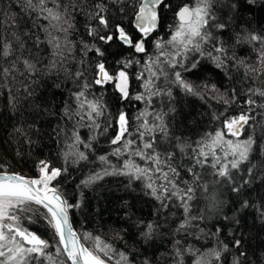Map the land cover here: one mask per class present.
<instances>
[{"label": "snow or ice", "instance_id": "1", "mask_svg": "<svg viewBox=\"0 0 264 264\" xmlns=\"http://www.w3.org/2000/svg\"><path fill=\"white\" fill-rule=\"evenodd\" d=\"M14 2L20 6L21 14L28 15L31 24L23 20L17 23V14L6 15L0 10V76L5 78L11 76L15 69L18 57H13L19 48L24 47L23 36L32 38L36 47L45 42L52 46L54 60L49 62V71L55 69L58 62L62 64L67 59L64 52L73 51L68 35L75 26L74 14L83 11L86 17L85 32L89 42L81 41L77 49L81 54L83 70H78L74 78L79 82L88 70L91 71L92 78L91 81L80 84L78 90L72 93L77 102L75 109L66 103L63 110L65 119H76L70 134L72 143L65 153V162L69 157L73 164L87 160L86 152L80 148L91 150L92 142L96 140L95 135L88 141L81 140L76 126L82 121L90 130L101 129L102 134H107L109 128L115 127V135L109 141L110 145L115 146L112 155L126 158L121 168H112L111 172L108 168L101 172L93 171L78 187H90L103 176L113 174L128 176V187L131 186L132 179L146 180V194L159 201L157 212L171 207L182 210L180 223L174 230L176 233H198L200 236L215 237L217 241L216 247L200 253L191 248L184 249L181 241L175 240L173 264H183L185 251L195 252L194 264H251L244 250L242 230L247 224L245 213L251 210L254 217L264 223V196L260 197L259 202L252 199L250 186L257 179L254 165L246 168L248 179L244 176L237 177L235 173L240 170L241 165L250 161L254 145L257 144L252 135H248L246 139L239 137L245 126H254L256 107L264 108V103L258 105L257 101V98H264V87L247 88L242 101L247 107L241 108L237 115L225 118L222 130L206 134L194 142V147L182 142L175 143V151H168L166 148L164 151L159 150L164 148V144L158 143V140L169 139V128L165 121L167 113L155 109L151 113L141 110L133 118L122 105L133 100L151 105L154 98L161 96L172 101L175 88L201 99L205 93L211 92L212 98L225 105L227 111L228 105L237 103L236 89L220 93L216 84H197L194 80L187 79V76H197L201 70V60L196 59V56L208 59L214 65V70H223L225 73L231 62L237 69L243 67L246 76L264 74V28H251L252 19L245 18L242 11L253 12L257 5L264 6V0H194L193 4L182 5L174 4L173 0H132L130 14L125 11L127 0H112L113 8L120 4L116 14L109 11V0H69L67 4L64 0ZM49 3L52 4L51 7L48 6ZM216 5L222 11L227 10L223 12V17L215 15L213 9ZM168 13H173L174 23H166ZM41 19L47 21V24H41ZM235 20L241 22L238 24L240 32L236 33L235 40L252 47L256 54V65H249L244 59L234 55L229 56L224 42L211 31L215 29L224 32ZM23 28H28V31L22 36L19 33ZM161 28L167 29L165 35L168 39L157 35ZM49 29L64 35L63 45L57 37L52 36ZM39 33L44 34L43 40ZM229 38L232 39L231 36ZM89 54H92L91 62L86 59ZM56 57L59 59H55ZM109 57H115L112 65L108 63ZM5 63L9 66L4 67ZM23 63L27 71H39L28 60ZM85 64L87 68L83 67ZM136 65L141 66V71L134 78L141 81L142 91L133 95L130 91L132 77L129 70ZM93 84L101 87L108 84L114 86L115 108L112 113H109L107 104L102 102V97L88 98ZM168 111L174 112L175 109L170 107ZM109 115L114 123L108 121ZM102 116L105 117L103 128L97 122ZM134 121L138 122L135 134ZM16 131L23 134L20 128ZM156 133H159V137ZM226 136L237 139H227ZM261 151H264V145L261 146ZM185 156L187 165L184 163ZM135 158H139L142 163H137ZM98 159L104 163L108 157L101 155ZM205 166L212 169V185H225L235 194L231 202L219 199L210 191V184L205 182L204 174L197 170ZM36 168L37 176L26 178L19 173L9 172L0 163V264H108L113 256H118L115 264H135L134 257L129 258L126 252H116L111 245L103 243L100 237L84 234L82 242L74 231L69 211L80 207V204L69 203L53 183L67 172L66 167H54L51 162L40 160ZM181 171L190 179H183ZM259 179L264 185V176ZM198 191L206 195L210 202V210L206 209L208 215H193L192 202ZM209 216H214V231L201 227ZM25 220L31 225L43 222L46 231H50V237L42 238L36 231L24 227ZM166 223L167 218L164 223L156 219L136 221L139 231L135 235L145 249L155 244V238L161 233V229L168 230ZM225 229L233 236L228 243L219 239ZM89 240L93 241L92 248L86 246ZM53 247L55 253L50 251ZM101 254L104 258H101ZM61 256L65 258L64 261L59 259ZM143 264L152 262L146 256Z\"/></svg>", "mask_w": 264, "mask_h": 264}, {"label": "trees", "instance_id": "2", "mask_svg": "<svg viewBox=\"0 0 264 264\" xmlns=\"http://www.w3.org/2000/svg\"><path fill=\"white\" fill-rule=\"evenodd\" d=\"M68 2L69 0H64V3ZM131 3L132 0H127L125 5V11L129 14L131 13ZM173 3L193 4L194 0H173ZM111 5L112 0H109V11L116 14L120 4H117L115 8ZM48 6L51 7L52 4L49 3ZM0 10L6 15L17 14V23L23 20L31 24L28 15L21 14V8L14 0H0ZM213 11L217 17H223V12L227 10L222 11L220 6L216 5ZM242 11H244L245 18L252 19L251 28L257 30L264 28V6L257 5L253 12L243 9ZM39 22L47 24V21L42 19ZM74 22L75 26L68 35V39L72 41L73 51L71 53L65 51L64 55L67 59L62 64L58 62L56 68L51 71L48 70V65L50 61L54 60L52 46L46 42L39 44L38 47L34 46L32 38L23 36L28 28L21 29L19 34L23 36L25 43L24 47L19 48L13 57V59L18 57L15 69L7 78L0 76V163L9 172L23 175L27 173L33 177L37 176L36 166L40 160H47L54 167H66L67 172L53 183L69 203L80 204V207L71 209L70 213L74 228L81 240L83 241L84 234H91L92 237L98 236L103 243L111 245L116 252H126L129 258L134 257L135 264H143L146 256L150 258L152 264H173L175 240H180L184 249L191 248L200 253L216 247L215 237L200 236L198 233L195 235L176 233L174 230L180 223V218L183 215L182 210L171 207L160 209L157 212L159 201L146 194L144 190L146 180L132 179L131 186L128 187L130 183L128 176L113 174L103 176L101 180L96 181L90 187H78L81 181L85 180L93 171L101 172L102 169L108 168V171L111 172L112 168H121L126 157L112 155L115 146L110 145L109 141L115 135V127L109 128L107 134H102L101 129L90 130L84 126L82 121L80 125L76 126L81 140L88 141L93 135L96 136V140L92 142L91 150L80 148L86 152L87 160L73 164L72 158L69 157L65 162V153L72 143L70 134L73 125L76 124V119H65L63 110L66 103L75 109L77 102L73 99L72 93L78 90L80 84L91 81L92 78L90 70L86 71L85 77L79 82L74 78V74L78 70H83L80 62L81 54L77 49L81 41L89 42L85 32L86 17L83 11L74 14ZM166 23H174L173 13H168ZM240 23L238 20L233 21L231 27L224 32L215 29H211V31L215 37L224 42L229 56L234 55L244 59L249 65H256V54L252 47L245 43H237L235 40L236 33L240 32V27H238ZM49 31L52 36L60 40L62 45L64 44V35L61 32L54 29H49ZM166 31L167 29L161 28L157 35L168 39L169 37L165 35ZM39 35L43 40L44 34L39 33ZM230 36L232 39L229 38ZM150 51H152L151 48ZM193 55L196 56L195 53ZM91 58L92 54H89L86 59L91 62ZM196 59L201 60V70L197 74L199 78L188 75L187 79L194 80L197 84L201 82L216 84L220 93L234 88L237 91V103L228 105L227 111H225L226 106L219 103L217 99H213L211 92L205 93L204 98L201 99L199 96L186 95L182 90L173 88L174 99L172 101L161 96L154 98L151 105L135 100L127 105H122L129 116L133 118L141 110L151 113L155 109L167 113L165 121L169 128V139L158 140V143L164 144V148H160V151H164L165 148L168 151H175L173 145L181 142L194 147V142L206 134H214L215 131L222 130L225 118L235 116L241 108L247 107L242 103L247 88L264 87V74L246 76L243 67L237 69L232 66L231 62H229L227 73H225L223 70H214V65L206 58L202 59L196 56ZM24 60L33 63L39 71H27L23 63ZM114 60L115 57H109L108 63L112 65ZM3 66L8 67L9 65L5 63ZM83 67L87 68V64ZM109 70L111 71V68ZM140 71V65L129 70L132 77L130 91L133 95L142 91L141 81L134 78ZM114 95L113 85L108 84L101 87L93 84L91 95L88 98L102 97V102L107 104L109 113H112L115 108ZM257 101L258 105L262 104L264 98H257ZM170 107L175 111L169 112ZM254 115V126H245L239 139H246L248 135H252L256 138L257 144L254 145L250 161L241 165L235 175L248 179L246 168L255 166L254 172L257 174V179L250 187L252 199L259 202L260 197L264 196V185L259 179L264 176V151H261V146L264 145V108L257 106ZM214 117H218V119ZM148 118L152 119L151 116ZM108 121L114 123L111 115L108 116ZM97 122L103 128L105 117H99ZM137 123L133 122V134H135L134 129ZM17 128L22 129L23 134L17 132ZM156 135L159 137V133ZM175 138H179V140L177 141ZM226 138L237 139L232 136H226ZM187 151L186 147L185 152L187 153ZM101 155L107 156L108 160L102 163L98 159ZM135 159L137 163H142L139 158ZM187 162V156H185L184 163L187 165ZM108 165L112 167H108ZM197 170L204 174L205 182L210 184L211 192H214L219 199L231 202L235 194L231 193L225 185H212L214 177L211 175L210 167L205 166V168ZM181 177L190 179L183 171H181ZM209 205L210 202L206 195L198 191L192 202L193 215L200 213L208 215L206 209L210 210ZM227 214L231 215V212ZM245 215L247 224L242 230L244 250L247 252L251 264H264V223L255 218L251 210H247ZM165 218H167L165 227L168 230L161 229V233L155 238V244L145 249L139 237L135 235L139 231L136 221L156 219L164 223ZM214 222V216H209L208 221L201 224V227L214 231L212 227ZM23 224L24 227L36 231L42 238L50 237V231H46L43 222L38 221L36 225H31L25 220ZM219 239L228 243L233 239V236L229 235L225 229ZM50 243H52L51 240ZM86 246L92 248L93 241H87ZM50 251L55 253V248H51ZM101 258H104L102 254ZM59 259L64 261L65 258L61 256ZM116 259L118 256H113L108 264H115ZM195 259V252L185 251L183 264H194Z\"/></svg>", "mask_w": 264, "mask_h": 264}, {"label": "water", "instance_id": "3", "mask_svg": "<svg viewBox=\"0 0 264 264\" xmlns=\"http://www.w3.org/2000/svg\"><path fill=\"white\" fill-rule=\"evenodd\" d=\"M21 175H23V174H21ZM23 176H25L26 178H35V177H33V176H31V175H29V174H24ZM69 218H70V222L72 223V226H73V229H74V231L76 232V230H75V228H74V225H73V222H72V218H71V213H70V211H69ZM78 234V233H77ZM83 242V241H82Z\"/></svg>", "mask_w": 264, "mask_h": 264}]
</instances>
